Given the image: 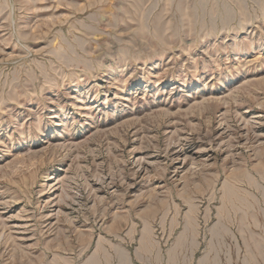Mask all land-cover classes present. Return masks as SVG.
Wrapping results in <instances>:
<instances>
[{
    "label": "rangeland",
    "instance_id": "obj_1",
    "mask_svg": "<svg viewBox=\"0 0 264 264\" xmlns=\"http://www.w3.org/2000/svg\"><path fill=\"white\" fill-rule=\"evenodd\" d=\"M0 264H264V0H0Z\"/></svg>",
    "mask_w": 264,
    "mask_h": 264
},
{
    "label": "bare ground",
    "instance_id": "obj_2",
    "mask_svg": "<svg viewBox=\"0 0 264 264\" xmlns=\"http://www.w3.org/2000/svg\"><path fill=\"white\" fill-rule=\"evenodd\" d=\"M50 179V178H49Z\"/></svg>",
    "mask_w": 264,
    "mask_h": 264
}]
</instances>
